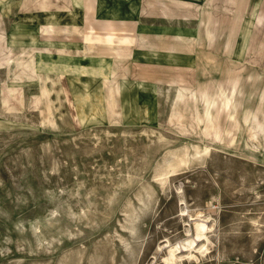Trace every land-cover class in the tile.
Masks as SVG:
<instances>
[{"label":"rangeland","instance_id":"obj_1","mask_svg":"<svg viewBox=\"0 0 264 264\" xmlns=\"http://www.w3.org/2000/svg\"><path fill=\"white\" fill-rule=\"evenodd\" d=\"M185 1L94 0L95 17L84 18V0H0V264H264L260 140L246 146L244 126L230 145L226 135L213 138L214 122L195 124L193 100L175 97L182 80L213 87L221 76L216 33L205 45L199 18L211 10L219 27L225 0H213L212 9L208 0H193L201 9ZM251 1L253 8L260 2ZM261 15L246 54L252 90L264 83V0ZM250 25L247 18L237 36L236 64ZM196 32L203 43L197 64L214 57L205 68H196L194 52L135 49L194 50ZM120 45L135 49L134 61L113 58L108 73ZM65 58L71 65H62ZM125 72L123 118L116 92L102 113V77L107 93ZM73 90L85 94L82 106ZM225 122L221 111L217 128ZM196 143L211 149L199 155ZM171 165L176 170L160 176ZM201 218L206 234L165 261L169 242L190 237Z\"/></svg>","mask_w":264,"mask_h":264},{"label":"bare ground","instance_id":"obj_2","mask_svg":"<svg viewBox=\"0 0 264 264\" xmlns=\"http://www.w3.org/2000/svg\"><path fill=\"white\" fill-rule=\"evenodd\" d=\"M92 1L94 0H84V18L86 15H95L93 14V5ZM186 4L188 3H195L193 0L185 1ZM251 0H225L224 7H223V19L220 20V24H218L216 28H213V22L214 17L212 11L204 10L202 12V16L199 18V24L202 25V34L204 35V42L206 45V40H208V37L210 35H214L216 33L217 40V52L219 53V58L215 61V68H217L218 72L221 74L219 76V79L213 84V87H211L204 79H198L197 83L195 84H186L182 80V85H180L176 92L175 97L182 98L185 101L187 100V97L193 100V117L195 124H199L200 122L208 121L211 122V127H214L213 129V138L217 137V139H224V135H226L227 141H223L227 145H230L231 143H234L236 140L237 134L240 132V129L242 126L245 128V144L249 147L248 140L250 139H257L260 140L261 143V153L262 157L264 158V83L255 90H252L251 88L247 89L248 82L251 83L253 81V67H251V59L250 57L247 58L246 54H249V49L251 47V34H252V27L253 25L260 24L261 21V2L258 4L256 8H253V3ZM208 3L210 6V9L213 7V0H208ZM200 3H195L194 6L197 7V9H201ZM45 8V7H43ZM45 9H49L48 7ZM61 10V9H57ZM91 10V11H90ZM203 13L206 14V17H203ZM95 17V16H94ZM247 18H251V25H250V31L249 35L245 41L244 45V53L242 55L241 60L238 62L239 64H236V60H234V48L235 43L237 40V36L241 32L245 21ZM108 20V19H103ZM102 25H105V21L102 23ZM88 31L92 29V26L89 25L87 27ZM113 33H107L106 37V43L110 45L112 43L111 36ZM194 39V47L195 49L185 52H178L174 51L172 49H166L161 50L157 49L151 46L147 47H139L135 49H142V50H153V51H163V52H172V53H185L189 54L194 52L196 54V68L201 66L202 68H205L207 64H212L210 60H214V57H206L205 61L202 60L201 64H197V59L199 57L198 52L201 50V47L203 45L202 41L199 39V32H196L191 35ZM189 35L185 33L182 34V40L186 42L188 40ZM127 37H124V40H126ZM87 40H90L89 38ZM200 43V44H199ZM198 48V50L196 49ZM87 49H90V47H87ZM135 49L130 50L129 52H125L126 50L120 45L118 47H112L113 54L109 55L110 60L108 62V65L106 66L108 69V73H114L112 65L113 58H126L127 55H130L131 60L134 61V52ZM85 49H83L84 51ZM57 51L62 52V49H58ZM204 52V51H203ZM63 53V52H62ZM67 54L71 52H66ZM205 53V52H204ZM67 54L65 56H67ZM82 56L86 58H92L93 56H86V53H83ZM251 56V55H250ZM99 57H102V55H99ZM225 60H228L229 68L225 65ZM17 62L21 63V59L16 60ZM61 61L67 62L62 63V65H71L70 60L68 58L62 59ZM210 61V62H209ZM30 65L28 66L30 70L33 71L35 67H37V61L35 58L31 59ZM53 62L50 61L46 66H52ZM206 64V66H205ZM235 64L237 67H240V71H233ZM92 75L94 72V69L91 70ZM241 71H243V74H241ZM98 73H101V64L98 66ZM97 73V74H98ZM35 74L38 77H41L40 73ZM58 75V74H57ZM48 77V74L45 78ZM94 78V76H90V79ZM104 77H102V80L100 81V92H99V103L101 106V111L104 113L105 109V103L107 102L109 106L113 105L115 103V96L113 95L114 92L118 93L119 96V112L121 117L123 118V107L121 102V81L127 78L126 72L118 78V80L115 83V86L113 88H109L108 92H103V85H104ZM52 82V81H51ZM246 82V84L244 83ZM11 88H9L8 91H10ZM42 90V89H41ZM257 91V93H255ZM44 94V93H43ZM73 94L75 96V102L82 106L83 105V96L84 93H79L73 90ZM256 95L255 97V103H248V100L251 96ZM47 99V98H46ZM74 99V98H73ZM3 102L4 99L2 100ZM48 101V100H47ZM49 106V105H48ZM52 110V109H51ZM84 110V109H83ZM175 111V109H174ZM221 111L224 112V117L226 119L225 125L218 129L219 127V119H220V113ZM175 113V112H174ZM76 117L80 120V115H77L76 109H75ZM49 120V119H48ZM214 122V125L213 123ZM208 128V123H206L205 127H201L200 130L202 133ZM186 146V145H185ZM194 153H197L199 155L206 154L210 149V144H194ZM185 148V147H184ZM180 152V151H179ZM179 154V153H178ZM189 153L184 149L182 150V157H180V162L186 163L188 160ZM179 156V155H178ZM179 161V160H177ZM177 163V162H176ZM179 163V162H178ZM169 164V163H168ZM171 164V163H170ZM169 164V166H170ZM168 166V167H169ZM178 166V165H177ZM176 168L171 165V167L168 169H164L161 175H164L166 173L175 171ZM158 173V174H159ZM167 177V175H166ZM184 212V211H183ZM136 219V218H135ZM135 221V220H134ZM132 220V223H134ZM133 229V228H132ZM209 229V225L206 223V219L201 218L195 222L194 225V233L190 237H186L183 241H179L177 243H170L168 244V250L165 256V261H168L172 258H179L181 255H177V251L181 247L190 248L194 245V242L197 238H201L206 234V231ZM134 230V229H133ZM205 243H201V245L198 247L200 251H203L206 249V246H204ZM204 247L202 250L201 248ZM179 253V252H178Z\"/></svg>","mask_w":264,"mask_h":264},{"label":"crops","instance_id":"obj_3","mask_svg":"<svg viewBox=\"0 0 264 264\" xmlns=\"http://www.w3.org/2000/svg\"><path fill=\"white\" fill-rule=\"evenodd\" d=\"M260 2H261V0H260ZM260 2H259V3H260Z\"/></svg>","mask_w":264,"mask_h":264}]
</instances>
